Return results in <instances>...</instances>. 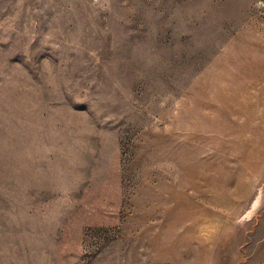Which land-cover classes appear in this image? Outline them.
I'll return each instance as SVG.
<instances>
[{
  "label": "rangeland",
  "instance_id": "rangeland-1",
  "mask_svg": "<svg viewBox=\"0 0 264 264\" xmlns=\"http://www.w3.org/2000/svg\"><path fill=\"white\" fill-rule=\"evenodd\" d=\"M0 264H264V0H0Z\"/></svg>",
  "mask_w": 264,
  "mask_h": 264
},
{
  "label": "bare ground",
  "instance_id": "bare-ground-1",
  "mask_svg": "<svg viewBox=\"0 0 264 264\" xmlns=\"http://www.w3.org/2000/svg\"><path fill=\"white\" fill-rule=\"evenodd\" d=\"M260 203H261V202H260ZM258 206L260 207V205H259V201H256L255 204H253V207H251L252 210L250 211V213H251V214H253L254 212L256 213V211L259 209ZM255 213H254V214H255Z\"/></svg>",
  "mask_w": 264,
  "mask_h": 264
}]
</instances>
